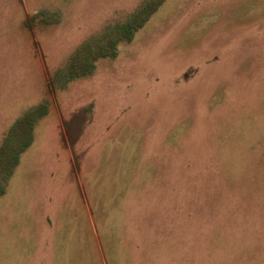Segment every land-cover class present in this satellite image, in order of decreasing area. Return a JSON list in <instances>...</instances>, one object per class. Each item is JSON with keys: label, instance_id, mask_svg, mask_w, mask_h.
I'll list each match as a JSON object with an SVG mask.
<instances>
[{"label": "rangeland", "instance_id": "obj_1", "mask_svg": "<svg viewBox=\"0 0 264 264\" xmlns=\"http://www.w3.org/2000/svg\"><path fill=\"white\" fill-rule=\"evenodd\" d=\"M40 104L0 264H264V0H0V146Z\"/></svg>", "mask_w": 264, "mask_h": 264}, {"label": "trees", "instance_id": "obj_2", "mask_svg": "<svg viewBox=\"0 0 264 264\" xmlns=\"http://www.w3.org/2000/svg\"><path fill=\"white\" fill-rule=\"evenodd\" d=\"M160 2H149L137 10L128 20L117 23L109 28L100 38L96 40L95 46L87 43L82 46L70 63V79L77 78L93 71L95 61L104 57H115L118 54V44L133 40L136 31L140 29L151 14L158 8ZM89 52L92 56H88ZM46 104L25 112L18 118L10 128L3 144L0 146V175H4V181L9 178L14 168L20 161V154L24 152L32 143L33 127L36 120L47 113ZM22 135V136H21ZM5 191V187H0V194Z\"/></svg>", "mask_w": 264, "mask_h": 264}, {"label": "crops", "instance_id": "obj_3", "mask_svg": "<svg viewBox=\"0 0 264 264\" xmlns=\"http://www.w3.org/2000/svg\"><path fill=\"white\" fill-rule=\"evenodd\" d=\"M86 256H87V254H86ZM89 257H90V258H89V259H90V261L92 262V256H91V254H90V256H89ZM56 264H57V263H56Z\"/></svg>", "mask_w": 264, "mask_h": 264}]
</instances>
